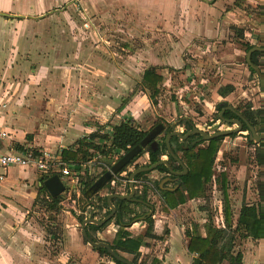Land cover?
Returning <instances> with one entry per match:
<instances>
[{
    "label": "rangeland",
    "instance_id": "374dc122",
    "mask_svg": "<svg viewBox=\"0 0 264 264\" xmlns=\"http://www.w3.org/2000/svg\"><path fill=\"white\" fill-rule=\"evenodd\" d=\"M133 1L135 6L132 8L131 0H0V16L21 25L20 29L22 26L24 29L26 24L37 26V31H28L31 38L26 39L30 41L29 44L32 43L29 49L33 53L38 51L46 59L43 63L40 58L32 57L28 51L21 53L13 62V65L21 66L15 81L24 80L28 74H37L42 69L53 73L71 69L82 70L83 64L106 72L107 79L99 80L94 77L74 81L78 94L83 90H88L93 95L105 93L107 102L111 103L112 107H108V111L103 113L107 117V120H104L106 122L98 124L96 130L99 127L110 130L109 124L127 119L134 111L139 114L134 119L143 130L163 123L166 127L172 126L174 130L182 131L189 121L207 133H214L238 127L237 124L231 125L219 119L220 103H227L241 112L248 106L253 109L264 108L259 77L248 67L244 46L246 43L264 45V0H223L210 7L203 0H170V7L163 0ZM37 5L44 8L38 9ZM170 8L169 14H164ZM2 12L23 13V16L17 19L1 15ZM30 16L38 18H28ZM210 24L213 26L211 38L197 37L192 44H184L186 29H208ZM41 25L46 31L52 25L59 28L46 32L48 40L46 38L43 41L48 44L46 47L37 48L38 44L33 43V34L37 40L40 39ZM23 34L27 32H22ZM21 39L24 41V38ZM56 45L63 55L53 58L52 51L54 48L56 51ZM180 45H184L181 51L182 59L177 50L173 49ZM70 53H73V56H70ZM150 62L151 65L154 62L159 63L153 66L158 67L164 77L160 96L153 101L142 83L144 68L148 67ZM259 62L264 73V55L259 56ZM42 64H45L43 68ZM10 68V65L5 64L0 75L6 74L8 77ZM119 70L122 71V82H119V78L114 74ZM1 82L4 83L2 86L5 89L10 86L8 79L0 80V86ZM49 82L57 85H49ZM67 82L70 81L39 79L36 84L44 89H62L66 87ZM228 84L235 87L233 92L227 96L220 95L219 88ZM84 86L86 88L83 89ZM69 90L72 88L69 87ZM250 135L249 131L242 130L225 136L220 142L213 166L215 178L208 183L204 198L186 200L175 208L167 209L155 189L149 191L148 201L155 206L151 216L153 231L161 238L149 240L148 245L137 255L138 263L171 264L172 248L178 250L177 243L170 240L172 231L177 235L180 250L184 253L187 251L188 229H194L197 224L200 231L205 233L206 223L213 222L216 225L221 221L224 217L223 211L220 210L224 207V194L220 183L222 174L228 178L229 200L235 219L243 203L258 202L257 186L261 182L264 183V171L255 163L256 142L250 140ZM52 153L60 155L59 148ZM117 156L101 157V162L96 165L88 169L83 167V173L78 176L79 182L58 196L60 202L55 209L49 206L52 198L49 192L40 190V171L34 169L38 175L34 181L21 176L18 178L16 183L30 186L37 192L35 203L30 206L23 203L28 201V196L24 193H17L16 197L22 202L18 205H22L20 210H23L21 213L28 231L27 238L39 244L37 249L44 248L53 257L63 259L58 260V264H96L101 261L91 250L83 252L75 249L69 252L66 243L72 227L77 228V238H82L81 222L77 216L83 213L81 207L88 200L82 194L85 182L88 177L95 181L109 162L113 164L117 161ZM69 168L73 170L72 167ZM17 170L19 172L20 169ZM150 176L156 181L160 179L157 170L151 172ZM125 185L120 179L115 184L110 182L98 195L104 196L109 189L126 192ZM98 195L93 199L96 200ZM135 207L138 216L146 210L142 205ZM147 227V221L138 222L133 231L142 234ZM20 233L23 234L21 231ZM35 236L39 239H35ZM256 245V240L250 237L241 239L238 236L235 251L250 254L252 247ZM186 253L184 261L178 259L176 264L192 262L193 257ZM125 256L131 261L134 259L133 255ZM159 257H162V260ZM103 258L105 262L114 263L108 256Z\"/></svg>",
    "mask_w": 264,
    "mask_h": 264
},
{
    "label": "crops",
    "instance_id": "0c3cea01",
    "mask_svg": "<svg viewBox=\"0 0 264 264\" xmlns=\"http://www.w3.org/2000/svg\"><path fill=\"white\" fill-rule=\"evenodd\" d=\"M1 1L4 2L7 0H1ZM163 1L167 2L168 6L170 7V0H163ZM203 1L210 7L219 4L223 0H203ZM131 2L133 8L135 6V3L133 0H131ZM37 8L39 9L44 7H41V5H37ZM170 10L171 8L167 9L164 14H169ZM1 15L9 16V17L13 16L16 18L18 17L19 19H21L20 17L23 16V13L10 14V13L2 12ZM44 15H41V17H43ZM28 18L36 19L38 17L30 16ZM24 26H26L24 29H22L23 26L20 29L21 25L14 23L10 19H6L5 17L0 16V71L4 69L5 64L10 65L11 67L10 68L11 70L9 71V73H7L9 75L8 77L6 76V74L0 75V80L6 81L8 79V81H10L9 82L10 86L7 89H5V87L2 86L4 85V83L2 82L0 86V128L4 130L7 135L6 138L1 142V148L3 151H7V150L9 151L10 149H18V147L20 146L21 147L32 146V147H37L38 149L55 152V150L58 147L59 153H61V151L64 148H67L68 146L74 144L78 139L85 137L91 132L95 131L98 124H103L104 122H106L104 120H107L106 119L107 117H105L103 113L105 114L106 111H108L107 110L108 107H112L111 103L107 102L106 100L107 95L105 93L99 92L98 95H93L90 94L88 90L87 91L83 90L84 92L82 91L80 94H78L74 88L75 86L77 87L76 82L74 81L86 80L94 77L98 78L99 80L107 79V73L101 70L97 71V69L95 67L93 68V66L91 65L83 64L82 70L71 69L66 71H55L53 73V72L45 71V69H42L37 74L36 73L28 74L24 78V80L15 81L16 78L15 76L18 75L17 73H20L19 70L21 69V66L20 65L15 66L13 65V62H15V60H17L19 56H21V53L25 54L24 52L28 51L30 52L32 57L40 58L41 62L44 63V60H46L44 59V56L38 53V51L37 52L34 51V53H36L34 54L32 50L29 49V45H32V43L29 44L30 41L26 39V38H31V35L28 33V31H35V30L37 31V29H35L37 26L32 27L27 24ZM27 27H32V28L27 29ZM57 27L58 26L52 25L49 27L48 31L51 32L53 29H56ZM156 27L157 29H159L158 25H156ZM207 27L208 29L207 28L197 29V27H194L189 31L186 29L183 36V40L185 42L184 44L189 42L192 44V42H194V39L197 37L211 38L213 33L212 30L213 26H211L210 24ZM39 28L41 29L40 32L42 34V36H40V39L42 40L40 39L37 40L35 38V35L33 34L34 36L33 43L38 44L37 48L46 47L48 42L43 41V39L47 38L48 40V35H46V32L48 31L44 29L45 27L43 25L39 26ZM22 32H27V34L22 35ZM21 38H24V41ZM183 48L184 45L173 47L174 50H177L181 59H182L181 51L183 50ZM54 49L52 51L51 57L58 58V56L63 55L58 45H56V51ZM70 56H73V53H70ZM156 64L159 63L154 62L153 65ZM44 65L42 64L41 67L43 68ZM165 69H163V71ZM159 72L163 75L160 69ZM114 74H116L117 78H119V82H122L121 81L122 71L120 72L119 70L118 73H114ZM39 79L41 81H54L60 79L66 81L68 80L70 82H67L66 87L62 89L59 88L55 89V87L44 89L40 87L38 84H36L37 80ZM53 84L54 86L57 85L54 82H49V85H53ZM69 87H71L72 90H69ZM84 88L86 87L84 86L83 89ZM116 90L117 89H115V91ZM119 96L121 95L119 94ZM114 97L116 99V94H114ZM220 104L222 105L223 103ZM130 115H132L133 118H137V116H139V114L134 113V111ZM111 117L116 118L115 115L114 116L111 115ZM144 130L147 131V129ZM17 169H20L19 172ZM78 172L79 174L83 172V167L81 170H78ZM20 176L31 181L37 180L38 177L34 168H22V167L14 166L8 169L6 179L0 183V264H58V260H63V259L61 258L58 259V257L56 256L53 257L46 250H44V248H42V250L37 249V246L39 247V244L35 241H30L27 238L26 233H28V231L25 228V220L23 219L22 216L23 214L21 213L23 210L22 211L20 210V207L22 205L21 206L18 205V204H22V202H19L16 197L18 196L19 193H24L25 195L28 196L27 198L28 201L27 202L25 201L23 203L28 204L30 206L35 203L34 200L37 197V192H35V190L32 189L30 186L25 185L26 187H30L29 189H27L24 185L16 183L18 181V178H20ZM42 176L43 175L40 174L39 184L41 183L42 180L48 178L46 176L41 180ZM76 179L78 183L79 182L78 178ZM77 183H75V185ZM41 186L42 185L40 184V190H41ZM125 186H126V192L109 189L108 193L105 195H109L111 193H120L122 195H127L130 193L131 190L129 184L128 186L127 185ZM66 190L67 189H65V191L61 194L66 193ZM195 199H200V198H195ZM187 200L190 199L188 198ZM93 209L94 208H90V207L88 208L87 206L84 205L83 207H81V212L83 213L78 216H83V220L90 217L102 219L103 217L101 218L100 217L101 215L93 216V211H94ZM138 218L136 219L137 221L133 220L127 227V230L130 231L132 236L140 235L133 231L136 225H138V222L143 221ZM80 222H81L82 238H77L76 235L77 228L72 227V229L69 230L70 237H68L66 243V247L68 248V251L71 252L72 250L76 249L79 251L82 250L83 252H87L91 250L97 256V258L101 260L98 261L96 264H114L112 262L110 263V261L109 263L107 261L105 262V258H103L105 257V255H101L97 250H95L96 247H93L90 243H88V240L84 238L82 233L83 221ZM224 222L225 220L223 217L221 221L217 224V226H224L225 225ZM118 227L119 226L112 220L102 229L98 230L95 233L92 232V234L98 239V241H105L110 244L115 238ZM20 231L23 234H21ZM146 231L142 234H145ZM152 233H154V231H152ZM154 234L157 235L156 233ZM201 234L205 236L206 229H205V233L201 232ZM34 238L39 239L37 236H35ZM85 239L87 240V244H84L86 243ZM151 239H157V238L146 237L144 240L145 243L140 247L139 252L142 250V248L145 245H148L149 240ZM170 240L173 243L174 242L177 243V245L176 243L175 245L178 249L176 250L175 248H172L170 257L172 258L173 262L171 261L172 262L171 264H176L178 262V259L184 261L185 259L184 254L186 252L191 254L193 258L196 256V254H192L188 250L189 238L187 239V245H186L187 251H185L184 253H182L181 252L182 250H180L179 240L177 235H175L174 231H172L171 233ZM254 240H256L258 245L252 247L250 254L243 252L242 263L244 264H264V239H254ZM120 253L123 252L119 251V254ZM123 254L120 255L128 259V257L125 256L128 253H123ZM128 255H132V254H128ZM39 257H41L42 259ZM161 258L162 257H159V259ZM193 258H192V262H193ZM192 262H190V264H192ZM90 264L93 263L91 262ZM222 264H228V262L225 261Z\"/></svg>",
    "mask_w": 264,
    "mask_h": 264
},
{
    "label": "trees",
    "instance_id": "16d2710c",
    "mask_svg": "<svg viewBox=\"0 0 264 264\" xmlns=\"http://www.w3.org/2000/svg\"><path fill=\"white\" fill-rule=\"evenodd\" d=\"M254 45L255 44L246 43V45H244L246 52H248ZM263 55V52H254L252 55V61L258 66L261 65L259 62V56ZM249 69L251 72L256 73L251 67H249ZM163 78V75L159 72V68L156 66L150 65L143 71L142 83L145 89L149 92V97L152 101L160 96ZM234 88L235 87L232 84H228L220 87L218 93L222 96H227L229 93L233 92ZM222 105H227V103ZM218 108H221V104L218 105ZM228 113L231 116H234L230 110ZM243 114L246 120L255 127L258 133H260L264 128V108L253 109L252 106H248V108L243 111ZM224 116L226 117L228 115L225 114ZM243 124V130L249 131L251 134L247 123L244 121ZM109 125L111 130L107 131L105 127H102L104 130L99 127V129L78 139L74 144L67 148H64L60 153L62 161L69 166H74L77 170H81L83 165L91 160L96 153L102 155L104 158H111L115 153L130 150L132 147L139 144L146 135V131L139 127L132 116L127 117V119H122L116 124ZM191 126L192 123L187 121L186 127L190 128ZM168 129L174 130L172 126H169ZM224 138L225 136H218L209 140L206 145H201L198 148L191 146L189 150L184 151V162L188 168V172L179 177L180 186L176 190L161 191L160 199L166 204L167 209L177 207L179 204L186 202L188 198L195 199L204 198L206 196L208 189L207 185L215 178L213 177V166L220 148V142ZM255 144V163L264 171V139L260 143ZM171 146L175 153L177 150H183L177 136L171 139ZM23 148L24 147L21 146L18 147L19 150H22ZM140 154L129 165H131ZM163 154H169L165 142L163 143L162 148L150 152L151 162H157ZM126 169L127 167L123 171ZM158 169L159 171H164L167 170V167L160 165ZM44 177L46 176L43 175L41 180ZM93 182L94 179L88 177L82 194L85 193L86 189ZM151 183L154 184L155 187H158L156 180H153ZM220 183L221 191L224 194V207L222 211L224 214L225 225L217 226V224L214 225L213 222L206 223L205 236L201 234L197 224L194 229H188V250L190 253L196 254L193 258L192 264H222L225 261H227L228 264H242L243 253L241 251H235L238 236L241 239L249 237L253 239H264V183L261 182L257 186L258 202L243 203L236 219L234 218L235 215L230 205L229 182L225 174H222ZM149 189H151V187L148 184H144L143 193L138 197L147 201ZM41 191L46 192V187L42 185ZM87 201H89V199ZM94 201L93 216L101 215L100 217L102 218L110 213L111 209L107 202V195H98ZM59 202V197H52L49 203L50 208H57ZM112 202L117 209L115 216L102 226L88 224L87 232L89 237L93 241H98L92 232H97L113 220L119 227L115 238L110 245L118 254L119 251L132 254L134 256L132 262L134 264H141L137 261V255L140 254L139 249L145 243V238H161V236L152 233V217H149L146 220L148 228L145 234L132 236L130 231L127 230L129 224L138 218L135 206H144L143 203L121 198H114ZM78 218L80 221H83V216H78ZM85 242L87 243L86 239ZM95 250L101 255L110 257L114 264H127L112 257L105 247L95 248Z\"/></svg>",
    "mask_w": 264,
    "mask_h": 264
},
{
    "label": "water",
    "instance_id": "95a60500",
    "mask_svg": "<svg viewBox=\"0 0 264 264\" xmlns=\"http://www.w3.org/2000/svg\"><path fill=\"white\" fill-rule=\"evenodd\" d=\"M254 52H263L264 53V45H254L247 52V56H246V61H247L248 66L251 67L252 69H254L256 71V73L258 74L259 83H260V87H261L262 95H263V99H264V73L262 72V69L260 68V66H258L257 64H255L252 61V55ZM228 108L230 110H232L234 113H236L237 115L241 116L242 119L247 123V125L251 131L250 140H254L256 143H260L264 139V128L262 129V131L260 133H258L257 130L255 129V127L253 125H251L248 120H246V118L242 115L241 112L237 111L236 108L233 106H229ZM219 116L221 118H223V120H225L226 122L237 124L238 127L234 128V129L217 131L214 133H207L206 131L197 128L195 125L192 126V130H190L186 133H183V132L178 131V130L170 131L166 136V144H167L169 153L183 167V171L182 172H176L174 170L173 166L171 165V163L166 159L158 160L157 162H155L151 165L141 166L138 169H136L135 171H132L129 174V178H130L129 186H130V190H131L130 193L127 195H122L120 193H111V194L107 195V202H108L110 209H111L110 213L108 215H106L105 217H103L102 219L90 217V218L83 220V222H82V233H83L84 238H86L88 240V243H90L93 247H96V248L105 247L108 250V252L110 253V255L112 257H114L115 259L120 260L122 262H125L127 264H134L131 260H129V259L121 256L120 254H118L112 248V246L109 243H107L105 241H98V242L93 241L88 235L87 228H86L87 224H95V225L102 226L105 223H107L108 220L112 219L115 216L116 211H117L115 205L112 202V200L114 198H121V199H125V200H134V201L145 202L144 200H139L135 197L136 188H135L134 180H135V177L138 173L145 172V171L147 172L150 170H155L160 165H166L168 167V169L173 174H176V175H183V174H186L188 172V168H187L186 164L184 163V161L178 155H176L172 149V146H171V138L172 137L177 136L181 139H187L190 135L198 134L201 137L192 142L193 144H196L197 142H200L202 140L203 141H209V140H211L215 137H218V136H228L230 134H233L236 132H241L243 130L244 125H243L242 121L225 119L222 112L219 114ZM164 129H165L164 125L162 123H159L157 126H155L153 129H151L146 134V136L140 141L139 144L135 145L130 150L123 153L122 156L115 163L112 164L111 162H109V164L107 165V168L106 169L104 168L101 172V175L87 188V190L84 193L85 197L87 199H89V198H92L94 195L98 194L101 191V189H103L110 181H112V179L115 178V176L117 174H119L126 167H128V165L140 153H142L144 151V148H147L148 144L152 145V147L154 149H156V147L159 146V142H158V139H156V137ZM40 184L44 185L46 187L49 194L53 198H57L66 189V185L64 184L62 178L58 174H54V175L42 180ZM135 221H137V220L135 219Z\"/></svg>",
    "mask_w": 264,
    "mask_h": 264
},
{
    "label": "built area",
    "instance_id": "2783aa9c",
    "mask_svg": "<svg viewBox=\"0 0 264 264\" xmlns=\"http://www.w3.org/2000/svg\"><path fill=\"white\" fill-rule=\"evenodd\" d=\"M6 136V132L0 128V183L6 179L8 169L14 166L22 168H34L35 170L40 171L42 175L47 177L54 174H59L66 185V189L77 183L76 178H78V175H80L78 170L74 166H69L64 161H62V158L59 154L57 155L56 153L54 154L50 151L38 149L37 147L32 146L24 147L22 150L10 149L9 151H3L1 148V142L6 138ZM123 153L125 152L122 151L120 153H115L113 157L118 155V160ZM101 157L102 155L96 153L91 160L83 165V167L88 169V167L96 165L97 163L101 162ZM146 161L147 155L142 156L140 159L135 160L131 164L132 167L129 165L127 169L123 171L118 177L120 180H124V182L129 183V174L134 170L135 166H143L146 164ZM69 167H72L73 170H71ZM116 180L117 178L112 179L111 183L115 184V182H117ZM134 183L135 186L140 184L138 180H134ZM220 210L222 211V209Z\"/></svg>",
    "mask_w": 264,
    "mask_h": 264
},
{
    "label": "flooded vegetation",
    "instance_id": "af4514ba",
    "mask_svg": "<svg viewBox=\"0 0 264 264\" xmlns=\"http://www.w3.org/2000/svg\"><path fill=\"white\" fill-rule=\"evenodd\" d=\"M229 105H221V108L219 109L220 111H219V114L222 112L223 113V116L226 114V115H228V116H224V118L225 119H231V120H240V121H242V123H244V120L242 119V117L241 116H239V115H237L236 113H234L232 110H230L229 108ZM231 111L232 112V114H234V116H231L229 113H228V111ZM237 110V109H236ZM237 111H239V110H237ZM239 112H241V111H239ZM242 113V115L244 116V114H243V111L241 112ZM220 117V116H219ZM245 117V116H244ZM219 119H221V120H223V118H219ZM229 123V122H228ZM159 124V123H158ZM158 124H155L153 127H151L149 130H147L146 131V134L151 130V129H153L155 126H157ZM163 124V123H162ZM164 125V124H163ZM231 125H234L233 123H231ZM244 125V124H243ZM192 126H194V124H192ZM192 126L190 127V128H187V127H185V129H183L181 132H183V133H186V132H188V131H190V130H192ZM238 126V125H237ZM164 127H165V129L156 137V139H158V142H159V146L158 147H156V149H154L153 147H152V145H150V144H148V146H147V148H144V151L142 152V154H140V156L137 158V159H140L142 156H146L147 155V161H146V164H144V166H146V165H151V164H153V163H155V162H151V157H150V152L151 151H155V150H157V149H159V148H162V146H163V143L165 142L166 143V136H167V134L170 132V131H173V130H169L168 129V127H166L165 125H164ZM244 127V126H243ZM146 136V135H145ZM175 137V136H174ZM201 136L200 135H198V134H195V135H190L187 139H181V138H179V143H180V146L182 147V149L183 150H177V152L175 153L176 155H178L183 161H184V151L185 150H189V148L191 147V146H195V147H199V146H201L205 141H200V142H197L196 144H193L192 142L193 141H195V140H197V139H199ZM173 138V137H172ZM171 138V139H172ZM167 145V144H166ZM169 151V150H168ZM180 152H182V154L180 155ZM183 155V156H182ZM136 159V160H137ZM161 159H166V160H168L170 163H171V165L173 166V168H174V170L176 171V172H182L183 171V167L171 156V154L169 153V154H163L162 156H161V158H160V160ZM185 163V162H184ZM164 166H166V165H164ZM139 167H141L140 165H136L135 166V168H134V170L133 171H135L136 169H138ZM167 167V166H166ZM159 168V167H158ZM155 169V170H157L159 173H160V179H159V181H157V184H158V187H155V185L154 184H152L151 182L153 181V179H152V177L150 176V173L151 172H153V171H155V170H150V171H145V172H140V173H138L137 175H136V177H135V180H138L139 182H140V184H138L137 186H135V188H136V195H135V197L137 198V199H139V200H143V199H140L138 196H140V195H142V193H143V189H144V184H148L150 187H151V189L153 188V189H155V191H156V194H158L159 195V197H161V191H165V190H176V189H178V187L180 186L179 185V177L181 176V175H176V174H173L169 169H168V167H167V170H164V171H159V169ZM106 169V168H105ZM122 172H120L119 174H117L116 176H115V178H117V180L116 181H119V175L121 174ZM101 175V173L96 177V178H98L99 176ZM114 178V179H115ZM123 179V178H122ZM111 182V181H110ZM123 183H126V182H124V180L122 181ZM109 184V183H108ZM128 184L129 183H126V185L128 186ZM151 189H149V191L151 190ZM149 193V192H148ZM99 194V193H98ZM98 194H96V195H98ZM96 195H94L93 197H95ZM93 197L92 198H90V200L89 201H87V203L85 204V206H87L88 208L90 207V208H94V206H93V203L95 202L94 200L95 199H93ZM149 195H148V197H147V199L149 200ZM145 201V202H141V203H143V205L146 207V210L145 211H143L142 213H141V215H139L138 217L141 219V220H143V221H146L149 217H151L153 214H154V211H155V206H154V204H152L150 201ZM93 206V207H92Z\"/></svg>",
    "mask_w": 264,
    "mask_h": 264
}]
</instances>
